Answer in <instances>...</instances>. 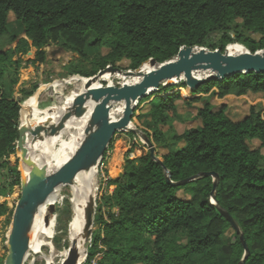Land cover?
I'll use <instances>...</instances> for the list:
<instances>
[{"label":"trees","instance_id":"16d2710c","mask_svg":"<svg viewBox=\"0 0 264 264\" xmlns=\"http://www.w3.org/2000/svg\"><path fill=\"white\" fill-rule=\"evenodd\" d=\"M11 13L25 34L12 37L17 42L14 49L0 50V170L7 167L18 177L13 185L20 184L19 159L13 162L11 157L18 152L22 100L7 92L5 78L20 69L15 54L36 48L43 60L42 48L56 34L79 44L92 34L91 46L110 51L98 57L96 70L82 72L91 77L124 59L130 61L127 70H136L151 58L164 63L181 48L225 52L229 45L241 44L252 53L264 50V0H0V37L10 34ZM247 33L261 38H249ZM215 35L221 37L218 43ZM179 86L187 87L185 81ZM176 87L161 85L168 94L151 108L155 128L146 135L160 160L153 159L150 150L143 152L128 158L120 176L109 180L115 188L103 197L106 211L98 203L99 227L84 264H239L245 254L240 233L221 208L245 236L250 253L244 264H264V109L251 106L248 115L234 121L224 104L216 109L212 103L229 94L264 99V73L213 79L192 90L198 95L193 101L202 95L208 98L198 108L201 126L182 133L173 126L181 98L173 92ZM36 89L23 90V99ZM251 140H259L260 147L252 148ZM180 143L183 146L177 147ZM209 172L219 175L217 205L212 201L213 176L176 184ZM4 193L1 189L0 196ZM7 211L0 203V218Z\"/></svg>","mask_w":264,"mask_h":264},{"label":"water","instance_id":"95a60500","mask_svg":"<svg viewBox=\"0 0 264 264\" xmlns=\"http://www.w3.org/2000/svg\"><path fill=\"white\" fill-rule=\"evenodd\" d=\"M148 63L151 69L146 72L143 66L136 70H123L109 65L96 75L87 78L85 92L75 98L73 107L66 110L57 123L52 125L39 123L24 125L23 123L20 125L17 150L20 153L23 167L29 168V172L27 174L24 168L20 169L21 196L13 214L5 264L25 263L30 246L28 233L39 206L47 202L51 194L60 186L72 185L79 172L87 171L94 166L97 169L118 133L135 132L142 140L146 141L151 157L160 160L156 156L155 145L150 138L142 130L131 127L140 100L160 90L161 85H174L169 84L174 79L177 80V83L185 81L187 87L194 90L213 79L222 80L236 74L250 72L264 73V50L252 53L245 48L241 52L235 53L231 51L230 46L226 48L225 52L219 49L210 50L206 47H188L181 48L178 55L172 60L158 63L156 59L151 58ZM108 71L137 77L138 81L120 86L108 84L95 86L99 76ZM198 73H205V76L198 78L196 76ZM121 103L124 104L123 115L114 121L111 119L112 108L115 104ZM87 104H90V110L87 108ZM88 112H90L89 125L85 129L76 151L58 170L49 173L45 167L39 166L29 156V148L26 146L29 136L33 141H36L37 139L59 135L65 129L68 120L73 117H83ZM202 176L215 178L212 201L217 205L216 189L219 181L217 173H200L176 184L183 185ZM168 179L171 180L170 177ZM54 209L55 205H51L52 214ZM220 212L240 233L245 254L239 264H244L250 253L245 236L229 212L222 208ZM96 213V195H91L85 207V240L83 243L86 253L85 260L93 239ZM85 260L80 262L79 249L76 246H71L68 256L61 264H84Z\"/></svg>","mask_w":264,"mask_h":264},{"label":"rangeland","instance_id":"374dc122","mask_svg":"<svg viewBox=\"0 0 264 264\" xmlns=\"http://www.w3.org/2000/svg\"><path fill=\"white\" fill-rule=\"evenodd\" d=\"M9 20L10 34L0 37V50L3 51L16 47L17 42H12V37L14 35H18L19 38L25 37L21 25L16 21L13 13L10 14ZM246 35L256 40L261 38V35L255 33H247ZM220 39L221 37L219 35L213 36V41L215 43H218ZM93 41L94 35L92 34L86 38V43L83 44L76 43L65 35L56 34L49 44L42 48L46 53V57L43 60L38 56V50L36 48H32L25 54L14 55L13 59L20 61V69L13 72L9 71L5 80L7 83V92L13 95L17 100H22L21 124L26 120L27 113L24 106L26 101L30 98L23 99V90L33 91L34 86H37L33 95H37L36 107L38 109L43 110L53 106L63 107L67 98L76 91L75 83L65 84L64 82L73 77H85L82 76V72H92L99 67L97 65L98 57L108 54L110 49L107 47H93L90 45ZM232 45L243 46L241 44H231L229 46ZM79 49L82 53H80ZM129 64L130 61L124 59L113 67L127 70ZM128 80L132 81L133 76L113 77L111 81L112 85L120 86ZM111 81L101 80L100 83L105 86ZM176 84L177 87L173 92H179L181 98L176 101L178 120L174 121L173 126L175 131L182 133L187 129L201 126V120L197 118V112L198 108L202 107L204 101L207 100L208 95H202V99L195 102L193 98L198 95H193L189 87H180V82ZM165 86L172 85L167 84ZM167 94L168 93L162 90L155 91L149 95L150 98L148 100L138 104L132 121L134 129H140L144 134H153L155 125L151 120V108L154 104H159L161 102V97ZM212 103L216 109L224 104L227 109V115L234 121L241 120L248 115L251 106L264 109V99L262 95L236 96L234 94H229L221 99L217 97L213 98ZM168 129L169 126H162V130L166 131ZM65 137L67 136L65 135ZM47 138L41 140L45 141ZM249 144L252 148L260 147L259 140H251ZM181 146H183V143L177 145V147ZM149 150L146 141L142 140L135 132H120L116 135L110 150L96 169L95 188L97 206L98 203H101L103 211L107 210V207L103 203V197L112 194L115 188L114 185H109V180L120 176L124 171L126 160L128 158L132 159L140 156L143 152H149ZM162 152V150L159 151V153ZM261 152L264 156V148H261ZM17 158L19 159L18 171L20 172V169L24 167L19 152L13 154L11 160L15 162ZM262 164L264 165V160ZM16 180H18V177L14 176L9 168L3 167L0 170V190L5 189V193L0 196V203L6 205L8 208L7 213L0 218V264H5V258L8 254L7 244L12 226L13 214L21 196V174L19 176L20 184L13 185ZM59 189L61 190L59 191L62 195V200L57 203L58 206L55 205L53 211V215L56 219V232L54 238L48 240V242L53 243L57 254L54 264H61L65 258L64 253L69 251L70 248L67 236L68 224L72 217V204H70L72 185H62ZM98 227V225H94V232ZM43 250L49 253L50 248L45 246ZM100 255L101 254L98 256ZM33 258H35V256H27L25 263H29ZM38 258L39 256H36L37 260L35 264H45V261L39 260Z\"/></svg>","mask_w":264,"mask_h":264},{"label":"bare ground","instance_id":"6f19581e","mask_svg":"<svg viewBox=\"0 0 264 264\" xmlns=\"http://www.w3.org/2000/svg\"><path fill=\"white\" fill-rule=\"evenodd\" d=\"M232 52L238 53L245 48L240 45L230 46ZM144 71L151 69L149 63L143 65ZM204 74H196L198 78H203ZM125 77L124 74L106 72L99 76L95 86L102 85L101 80L111 81L113 77ZM132 77V76H130ZM138 81L137 77H133L132 81H127L123 84H132ZM76 84V91L73 92L65 101L63 107L53 106L48 109H38L37 105V95L30 97L24 108L26 109V120L24 125L33 124H49L52 125L57 123L65 114L66 110L73 107L75 98L85 92V84L87 82L86 77H73L66 80L64 83ZM177 80L174 79L169 82V84H176ZM108 85H112V81ZM188 93V92H187ZM87 108H91L90 104H87ZM124 104L115 105L111 111V119L118 120L123 115ZM119 116V117H118ZM32 117V118H31ZM90 112L86 113L80 118H71L67 121L65 129L56 136L48 137L45 141L37 139L32 141L31 136H29L26 146L29 148V156L37 162L39 166H43L47 169L49 173L55 172L61 166H63L76 151L86 127L89 125ZM131 127H133L131 125ZM65 135L67 137H65ZM24 170L28 174L29 168L24 167ZM96 181V168L91 167L87 171H81L76 176L73 184L70 197V204H72V217L68 224V236L67 240L69 242V247L76 246L80 252V262L85 260V249L83 248V243L85 240L84 229H85V207L89 201L91 195H96L95 188ZM57 188L54 193L51 194L47 202L39 206L31 228L29 230L30 246L27 256L32 255L33 258L29 263L24 264H35L36 256H39V260L45 261V264H54L57 257L55 247L53 243L48 242L49 239H53L56 232V219L50 211L51 205H57L61 202L62 195ZM66 199V198H65ZM58 206V205H57ZM48 246L50 248L49 253L44 252V247ZM68 252L64 253V257L68 256ZM64 258V259H65Z\"/></svg>","mask_w":264,"mask_h":264},{"label":"built area","instance_id":"2783aa9c","mask_svg":"<svg viewBox=\"0 0 264 264\" xmlns=\"http://www.w3.org/2000/svg\"><path fill=\"white\" fill-rule=\"evenodd\" d=\"M93 264H96V261H94Z\"/></svg>","mask_w":264,"mask_h":264}]
</instances>
